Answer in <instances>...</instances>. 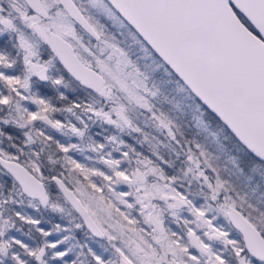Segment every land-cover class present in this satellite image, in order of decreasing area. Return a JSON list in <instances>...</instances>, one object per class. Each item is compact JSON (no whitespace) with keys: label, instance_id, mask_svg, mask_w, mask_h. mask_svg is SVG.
Instances as JSON below:
<instances>
[{"label":"snow or ice","instance_id":"1","mask_svg":"<svg viewBox=\"0 0 264 264\" xmlns=\"http://www.w3.org/2000/svg\"><path fill=\"white\" fill-rule=\"evenodd\" d=\"M0 264H264V0H0Z\"/></svg>","mask_w":264,"mask_h":264},{"label":"rangeland","instance_id":"2","mask_svg":"<svg viewBox=\"0 0 264 264\" xmlns=\"http://www.w3.org/2000/svg\"><path fill=\"white\" fill-rule=\"evenodd\" d=\"M194 135V132H190L189 133V138H192V136ZM203 142V141H202ZM30 211V210H29ZM47 215H51V214H47ZM94 247H98L97 245H94Z\"/></svg>","mask_w":264,"mask_h":264},{"label":"flooded vegetation","instance_id":"3","mask_svg":"<svg viewBox=\"0 0 264 264\" xmlns=\"http://www.w3.org/2000/svg\"><path fill=\"white\" fill-rule=\"evenodd\" d=\"M45 227H49V225H44ZM25 227H27V226H25Z\"/></svg>","mask_w":264,"mask_h":264}]
</instances>
